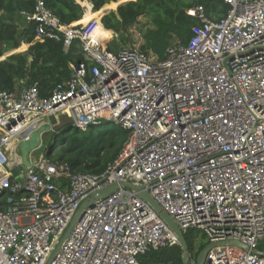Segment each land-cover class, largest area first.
I'll list each match as a JSON object with an SVG mask.
<instances>
[{"label":"built area","instance_id":"obj_1","mask_svg":"<svg viewBox=\"0 0 264 264\" xmlns=\"http://www.w3.org/2000/svg\"><path fill=\"white\" fill-rule=\"evenodd\" d=\"M226 15L198 21L186 44L151 59L117 53L91 38L93 24H64L42 0L18 15L35 40L75 41L84 62L47 98L37 84L0 90V264H140L151 251L182 246L137 194L120 187L84 210L57 253L81 203L113 184L143 188L185 236L213 244L203 264H264V0H222ZM77 132L110 122L126 133L99 173H76L33 151L18 182V146L53 118ZM43 133L40 134L41 139ZM263 252V251H260ZM49 262V263H48Z\"/></svg>","mask_w":264,"mask_h":264},{"label":"trees","instance_id":"obj_2","mask_svg":"<svg viewBox=\"0 0 264 264\" xmlns=\"http://www.w3.org/2000/svg\"><path fill=\"white\" fill-rule=\"evenodd\" d=\"M42 1L66 25L79 22L85 15L79 24L89 25L96 17L92 13L100 11L105 5H111L116 12L99 16L92 23L99 42L107 40L108 34L112 39L114 33H124L139 17L150 16L152 28L144 34L145 43L140 50L145 54H155L157 59L164 58L165 49L171 45L173 37L179 43L186 44L190 39L191 29L198 24L195 18L186 14L187 9L180 7L174 0H88L91 4L88 1L80 2L83 8L87 5L85 12L74 0ZM195 4L202 5L208 18L217 21L228 10L222 0H198ZM179 8L182 10L179 11ZM34 10L35 0H0V58L12 54L19 47V51H24L29 45L25 52L12 54L0 61V90L11 92L18 85L27 87L37 84L40 96L47 98L56 84L69 79L70 66L84 62V59L77 41L65 53L62 38L57 41L46 39L36 42L33 23L25 25L18 32L13 16L22 12L32 14ZM108 10L103 7L101 12ZM2 14L8 16L7 20L1 17ZM120 39L121 43H126L125 38L121 36ZM84 63L87 67L88 63ZM122 134V130L110 122H103L86 132L69 134L63 138L62 152L55 161H65L76 173H99L119 154L125 141L120 139ZM192 233L190 231L185 235L190 264L195 263L198 253L205 247L203 245L194 250ZM139 261L140 264H183L182 250L177 246L161 248L149 252Z\"/></svg>","mask_w":264,"mask_h":264},{"label":"water","instance_id":"obj_3","mask_svg":"<svg viewBox=\"0 0 264 264\" xmlns=\"http://www.w3.org/2000/svg\"><path fill=\"white\" fill-rule=\"evenodd\" d=\"M182 10V8H179V11ZM178 14L175 15V18ZM50 123L49 124H44L43 126H41L38 131H34L31 133L30 138L27 141L21 142L18 146L19 149V155H20V160H21V165L19 166H14L13 163V168H12V177L16 180V181H20L23 173H24V169L25 167H28L30 165V162L28 160L29 155L35 151L39 146H40V141L41 136L40 134L43 133H47L52 131V128L58 124L55 122V120L53 118H50ZM118 186L120 187H124L127 188L133 192H135L137 194V196L142 199L143 201H145L150 208L156 213L158 214L159 218L165 223V225L177 236L178 240L181 243L182 246V262L183 264H190V255L188 252V246L185 240V236L180 232V230L178 229V227L175 225L174 221L165 213L161 210L160 206L153 200V198L148 194L147 191H144L143 188L140 187H134L130 184H124L121 183L119 185L113 184L111 186H108L102 190L96 191L94 193H92L87 199H85L81 205L79 206L78 210L76 211V213L74 214L69 226L67 227L66 231L64 232L63 236L61 237L58 245L56 246L52 257L50 258L49 262L52 260V258L55 256V254L57 253L61 243L63 242V240L67 237V235L69 234L70 230L72 229L73 225L75 224V222L80 218V216L82 215V213L84 212V210L88 207H92L93 203L99 199H104L106 198L108 195H110L111 193H113ZM213 246V244H208L206 245L197 255V257L195 258V263L194 264H203L205 259H206V254L209 251V249ZM255 253L259 256H264V252H260V251H255ZM48 262V263H49Z\"/></svg>","mask_w":264,"mask_h":264},{"label":"rangeland","instance_id":"obj_4","mask_svg":"<svg viewBox=\"0 0 264 264\" xmlns=\"http://www.w3.org/2000/svg\"><path fill=\"white\" fill-rule=\"evenodd\" d=\"M84 1V0H83ZM81 1V2H83ZM198 0H174L176 4H179L180 7H184L189 11L191 8L196 6L195 2ZM125 3V1L123 2ZM194 3V4H193ZM83 7V6H81ZM186 11V14H187ZM205 14L209 16L206 12ZM188 15V14H187ZM4 18V17H3ZM6 19V18H4ZM7 20V19H6ZM151 18L148 15L141 16L137 19V21L129 26L125 32L123 33H114L113 38L111 39V36L108 34L107 42L110 41L108 44V48L113 52L117 53L120 49L122 48H127L130 46L136 47L138 49L141 48V46L145 43L144 40V34L147 32V30L151 29ZM121 36L125 38L126 43L123 44L121 43ZM178 42V39L173 37L171 40L170 44ZM169 44V45H170ZM167 48V47H166ZM166 50V49H165ZM25 52V51H24ZM16 53H23L19 50L16 51ZM14 53V54H16ZM12 55V54H10ZM10 55H6L5 57L3 56L0 58V60H4ZM149 57L151 59L156 60L157 56L151 52L148 53ZM72 133H82V132H77L75 128L73 127V119L67 117V116H61L59 117V123L56 124L53 128L52 131L47 132L43 135L42 137V148L36 152L34 155L38 156L39 154H48V156L52 160H56L59 154L62 152L63 144L62 142L63 138H65L67 135L72 134ZM122 135L120 139H125L126 133L122 131ZM192 240H193V245H194V250H198L201 246L207 244V239L203 235L201 231L198 230H192ZM260 251L264 252V244L261 243L258 247Z\"/></svg>","mask_w":264,"mask_h":264},{"label":"crops","instance_id":"obj_5","mask_svg":"<svg viewBox=\"0 0 264 264\" xmlns=\"http://www.w3.org/2000/svg\"><path fill=\"white\" fill-rule=\"evenodd\" d=\"M74 1H75V3H77L78 5L82 6V5L80 4V2L83 1V0H81V1H80V0H74ZM84 1H88V0H84ZM88 2H89V1H88ZM89 3H90V2H89ZM90 4H91V3H90ZM84 6L87 8V5H84ZM85 7H84V8H85ZM103 7H107L109 10H108L107 12H105V13H102L101 11H102ZM103 7L100 9V11L95 12V13H92V14L96 15V17L94 18V20H93L90 24H92V23L97 19V17H99V16H102V17H103V16H105V15H108L110 12H116V9L114 10L113 7H112L111 5H105V6H103ZM84 8L82 7L83 11L85 12ZM83 15H84V14H83ZM17 16H18V15L13 16V22L15 23L16 26H17V25H18V26H21V21H20L19 17H17ZM85 16H86V15H85ZM85 16H84V17H85ZM1 17L8 18V16H5L4 14H2ZM10 17H11V16H9V18H10ZM84 17H83V18H84ZM102 17H101V18H102ZM83 18H82V19H83ZM82 19H81V20H82ZM81 20H80V21H81ZM80 21H79V22H80ZM79 22H75V23H78V24H79ZM101 26H102V25H101ZM17 30H18V32H21L20 29H17ZM35 41H36V42H40V41H38V40H35ZM22 44H24V43H21V45H22ZM26 45H27V44H26ZM26 45H23V46H26ZM21 47H22V46H21ZM28 47H29V45L26 46V49H25L24 51H26V50L28 49ZM19 49H20V47L18 48V50H19ZM122 49H123V48H122ZM16 51H17V50L12 51V54L16 53ZM24 51H21V52H24ZM6 55H7V54H6ZM6 55H5V56H6ZM8 55H10V54H8ZM5 56H4V57H5ZM0 61H1V60H0ZM18 88H19V85L16 86V89H18Z\"/></svg>","mask_w":264,"mask_h":264},{"label":"bare ground","instance_id":"obj_6","mask_svg":"<svg viewBox=\"0 0 264 264\" xmlns=\"http://www.w3.org/2000/svg\"><path fill=\"white\" fill-rule=\"evenodd\" d=\"M87 26H88V25H87ZM91 32H92V33H91V38H92L93 40H95L96 42H99V40H98V38H97V36H96V34H95L93 28L91 29ZM106 43H107V41L105 40L104 42L101 43V45L104 46Z\"/></svg>","mask_w":264,"mask_h":264}]
</instances>
